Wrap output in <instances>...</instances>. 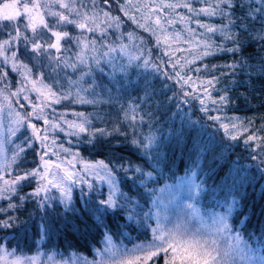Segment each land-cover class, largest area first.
Returning <instances> with one entry per match:
<instances>
[{
	"label": "trees",
	"instance_id": "obj_1",
	"mask_svg": "<svg viewBox=\"0 0 264 264\" xmlns=\"http://www.w3.org/2000/svg\"><path fill=\"white\" fill-rule=\"evenodd\" d=\"M10 0H7L9 2ZM186 0L182 3H185ZM192 7L199 10L205 5L200 0H187ZM245 8L250 4L253 8L264 7L261 0H242ZM91 14L92 0H81ZM137 3L135 0H108L104 4L103 0H95V5L99 15L102 12H110L113 17H120V28L114 27L107 30V35L103 38L117 51L108 52L107 47L101 46L100 32L86 33L89 38L95 36L98 38L97 49L95 53L89 52L88 56H96L100 60L99 65L93 60H89L91 75L85 76L81 81L80 87L89 88L92 82L97 85L95 97L88 93H82L87 99L95 98L99 103L81 104L74 103L70 100L61 101V103L52 102V98L45 100L38 96L36 91L28 81L24 80L20 72L11 71V65H3L8 71L7 87L0 83V88L6 93H12L18 88L25 87L27 91L22 92L20 97H13L17 105L23 104L20 110L23 114H29L35 120L34 123L46 125L49 134L56 137L52 143L53 155L57 163L64 167H69L71 161L75 165L71 171H75L79 177H82L85 183H78L77 188L72 189V200L65 206V203L58 199L52 198L44 209L36 207V199H30L23 204V207L16 210L8 209L6 213H0V219L5 215L18 216L20 220L26 221L25 228H8L0 229V241L8 251H22L30 253L37 248L47 252L66 254L68 252H77L90 256L94 250L99 248L104 240L105 231L112 235L113 240L128 241L125 234L132 235L134 241L145 240L152 228V214L154 212V195L157 190L164 184L175 182L178 178L186 177L190 172L199 185V190L195 204L198 211H218L224 213L226 207L235 199L239 202L240 208L233 212L230 223L233 230H239L244 239H249V233H255L259 237L264 233V166L258 168V160L250 158L252 147L246 149L240 141H230L223 135V131H217L218 123L208 119L209 116H220L224 123H230L227 118L238 117L245 123L252 121L253 130L264 125V75L260 73L264 65V42L256 39L257 34L264 30V24L260 19L248 20L245 17V11L241 8H235L231 19L235 21L233 32L237 35L242 44V52L234 57L230 53L218 54L215 57H207L203 60H196L195 63L187 64L186 61L193 60L199 49L196 47V41L201 39L200 33L204 29L199 28L196 20L201 23L220 25L228 23V20L219 16L207 17L200 15L194 16L186 8L178 7L179 20L174 21L172 25L164 28L167 40L161 37L160 43H157V27L152 21L142 18L144 13L139 17L130 11L131 4ZM121 5L124 11H121ZM125 11L128 15H125ZM129 16H137L136 20L145 24L146 27L153 29L156 33L154 36L151 31H145L136 23H133ZM142 16V17H141ZM181 17H192L191 20L185 21ZM101 28H106L103 23L104 17H99ZM194 28L195 34L189 33L188 29ZM247 29V30H245ZM70 31L79 34V31L69 26ZM127 33H133L137 38L129 41ZM3 33H0L2 36ZM123 36V39L117 37ZM178 37V38H177ZM219 39L218 36L214 37ZM143 40V49L151 50L152 62L160 66L161 71L156 72L152 68L145 69L142 65L137 68L135 65L139 61L132 60L131 67L129 61L131 57L140 55V40ZM127 45L131 52L120 51L119 45ZM23 50V49H21ZM77 48L73 45L71 50L66 53L75 62ZM147 55V52H145ZM244 58L247 60L246 66L241 70L238 69L235 75L225 76L221 82L216 85L220 89L219 94L223 95L225 88L228 89L227 95L231 102L222 106L221 110H210L207 114L199 111L198 103L193 102L187 105H180L179 111L174 106L179 102V83L175 79H165L163 72L173 74L174 71H180V65H184L182 75L191 76L193 80L197 77L204 79L208 73L203 70L204 64H227L233 59ZM25 63L32 67V62L25 56H21ZM176 69L170 70L168 62L176 63ZM122 67H128L127 74L121 72ZM196 68H201L196 72ZM103 69V71H101ZM39 69L33 68V73ZM227 71V69H222ZM46 79L45 83H53L48 78L49 69L44 68ZM89 71L88 67L80 66L76 71L71 68L60 71L61 83L68 88V82L65 78L71 77L77 80L81 72ZM114 76V79H113ZM145 77L154 87L156 95L153 100L160 104L159 109L152 104H140L138 115L144 116V122L139 121L133 126L124 118V111L130 112V106L140 103L139 98L144 96L142 90L145 83ZM167 85V87H164ZM59 90V86H57ZM151 90V89H150ZM73 95L76 88L72 87ZM177 94V99L173 103H161L166 97ZM27 95L29 100H24L23 96ZM217 96V92H213ZM43 108L42 117L49 120L45 124L43 118L36 119L33 113V106ZM210 109L214 106L209 105ZM172 116L173 112H177ZM73 113H84L92 119V127H105L112 131L119 128L126 135H113L109 137L110 145L101 148L99 145L93 146L87 143L89 135L81 133L73 134L75 131L68 127L65 121L79 122V117ZM185 113L187 115L185 116ZM151 114V115H148ZM195 122V123H193ZM52 123L59 124V128H52ZM63 128V131L60 129ZM23 134V135H22ZM264 134V133H261ZM155 136L157 143L152 150L145 154L143 149L134 147L131 141L134 138ZM24 136H31L27 127L20 129L16 137H12L11 143L5 144V151L0 165L10 162V158L17 144H21ZM67 149V151H64ZM39 150L36 141L32 148H27L23 154L25 168H32L39 164ZM59 157V159H57ZM104 160L109 167L114 168L119 189L126 196L138 202L135 211L139 214L136 219L142 222L138 225L135 221L127 220V212L123 209H108L106 213L95 211L98 202L107 198L110 186L104 180L99 179L90 170L85 169V165L94 164L96 161ZM123 166L119 168L117 166ZM139 167L141 172H135L134 169ZM15 168H5V178H10L8 173ZM127 168V171L123 169ZM151 173V177L148 176ZM89 184L92 188H89ZM37 186L33 181L30 185H25L21 194L31 193ZM117 199L123 203L122 197ZM13 201L18 202L16 197ZM9 201L0 199V208L7 209ZM87 205V206H86ZM72 209H75L73 211ZM150 213V218L144 219V214ZM31 214V217H30ZM100 216L107 225V229L96 225L94 217ZM30 217V218H29ZM247 218V219H245ZM51 225L47 235L41 233L40 224ZM127 225V227H125ZM147 236V237H146ZM15 250V251H14ZM163 257V258H162ZM165 254H159L147 262V264H165Z\"/></svg>",
	"mask_w": 264,
	"mask_h": 264
},
{
	"label": "snow or ice",
	"instance_id": "obj_2",
	"mask_svg": "<svg viewBox=\"0 0 264 264\" xmlns=\"http://www.w3.org/2000/svg\"><path fill=\"white\" fill-rule=\"evenodd\" d=\"M200 2L205 6L199 10L194 9L192 4L187 2V0L183 4L163 5L164 8H186L189 13H193L197 17L200 15L207 17L219 16L228 20V23H221L220 25L201 23L199 20H196L198 27L205 31L199 34L201 39L196 41V47L199 51L196 52L193 60L186 61L187 64L195 63L196 60H203L207 57H215L222 53H230L236 57L242 52V44L233 32L235 21L231 17L233 14L232 10L235 8L244 10L246 19L256 20L259 18L261 23L264 24V7L253 8L250 4L245 8L242 0H200ZM103 3L108 4V0H103ZM129 3H131V0H129ZM261 4H264V0H261ZM95 7V0H92L93 11L90 14L88 10H82L85 9V6L81 3V0H10V2L0 0V33H3L0 36V63L5 66L10 64L11 71L20 72L24 80L32 85V90L38 92L41 96H44L43 90H46L54 103L58 104L64 100L81 104L95 105L99 103L100 101H97L95 98L87 99L82 95V93H88L93 97L97 95L95 91L97 85L94 82L90 84L89 88L80 87V83L84 80V77L91 75L88 61L93 60L97 65L100 63V60L96 56H88L89 52L95 53L98 51V38L95 36L89 38L85 34L99 31L101 46L108 48V52H105L103 55L108 56L110 52L117 51V48L112 47L103 38L107 35L108 29L113 27L119 29L121 21L120 17H112L109 12L104 11L103 23L107 27L102 29L99 13L94 10ZM121 11H124L123 5H121ZM125 15H128L127 11H125ZM129 19L133 23H136L138 27L144 28L145 31H151L154 36L156 35L153 29L139 23L134 16H129ZM181 19L187 22L192 17H181ZM167 23L172 24L173 21L168 20ZM155 24L161 27V36L164 40H167L168 37L164 35L159 16H157ZM69 26L79 30V34L77 35L68 30ZM188 31L192 34L196 33L194 28H189ZM161 36L156 37L158 44L160 43ZM216 36L219 39H215L214 37ZM117 39H123V36L117 37ZM127 39L134 41L137 38L133 33H127ZM256 39L259 42H264V30L257 34ZM73 45L79 49L75 54V62H71L72 58L66 55ZM142 46L143 40L141 39L140 55L130 58L129 67H131V61L136 60L140 63H137L135 67L139 68L142 65L145 69L152 68L154 71L160 72V66L152 62L151 50H145ZM126 48L127 45L125 44L119 45V50L122 52ZM145 52H147V55H145ZM21 56L27 57L32 62V67L20 59ZM178 63L179 61L172 63L174 70ZM246 64L247 60L244 58L233 59L232 62L222 65L204 64L203 70L208 75L204 79L197 77L196 80H193L191 76L185 78V75H182L184 65H180L181 70L174 71L173 74L167 72H163L162 74L166 80L175 79L176 83L181 85V92L178 94L180 96L179 102L174 105L178 111L181 104H189L191 100H197L200 104L199 111L207 114L210 110H221L222 106L231 102L230 97L227 95L228 89L225 88L223 90L225 94L221 95L219 94L220 89H217L216 85L221 82L223 77L235 75L236 71L238 69L242 70ZM80 66L88 67L89 71L81 72L77 80H72L65 73V78L68 82V88L66 89L61 83L60 71L67 68L76 71ZM33 68L39 70L33 73ZM44 68L49 69L48 78L52 79L53 83H45L46 74L43 71ZM222 69H227V71H223ZM127 71L128 67L121 68V72L125 75ZM195 71L200 72L201 68H196ZM260 73L264 75V65H262ZM7 76L8 71L6 68L0 67V83H3L5 87H7ZM57 86H59V90H57ZM72 87L76 88L75 95H73ZM164 87H167V85H164ZM142 90L144 96L139 98L140 103L130 106L131 115H129V111L121 109L124 111V118L133 126L138 121L139 123L144 122V116L138 115L141 103L149 104L150 106L155 104L157 109L160 107V104L153 100V97L156 95L155 89L148 82L147 77H145ZM25 91L27 89L21 87L12 92L11 95L13 97H20L21 93ZM213 92H217V96L214 97ZM23 99L29 100V97L24 95ZM176 99L177 94L174 93L173 96L166 97L165 101L161 103L171 105ZM209 105L214 107L210 109ZM20 107L23 108L24 105L21 104ZM36 108L37 106L34 105L32 115L36 119L43 118L44 123L49 124V120L41 115L43 108L40 107L39 111H36ZM3 111V108H0V113H3ZM178 111L173 112L172 116H176ZM73 115L80 118L79 122L65 121V123L68 124L69 128L75 130L73 132L75 135L87 133L89 135L87 143L93 146L99 145L103 148L105 145H110L111 141L109 137L114 134L126 135L119 128L109 131L105 127H92V119L89 116H85L84 113H73ZM186 115L187 113H185ZM8 117L10 118V123L5 129L6 135L0 139V153L5 151V143H11V138L16 137L21 128L25 126L30 128L32 135L24 136L22 143L16 145L10 162L0 165V199L9 201L7 209L0 208V213H6L8 209L16 210L21 208L30 199H36V207L44 209L49 200L46 194L52 188L60 191L63 198L62 202L67 207L72 200L71 185L85 183L82 177L78 178V174L70 170L75 165L69 161V167L66 168L62 166V162L57 163L46 160L45 156L49 155V153L42 150L39 152V164L32 168L23 167V154L27 148L33 147L34 141L39 142L41 149L49 147L45 143L48 140L47 130H44V134H42V130L31 122L30 116L23 115L10 106ZM208 119L218 123L217 131L222 130L223 135L228 140L240 141L243 138L242 143L246 149L254 145L250 158L259 161L258 168L264 166V134H261L264 133V125L253 130L251 127L252 121L245 123L238 117L227 118L230 120V123H224L220 116H209ZM50 126L52 128L60 127L56 123H52ZM0 128H4L2 123H0ZM60 130L63 131V128ZM131 143L134 147L143 149L145 154H147V152L152 150L157 140L155 136L149 135L148 137L134 138ZM64 151H67V149H64ZM52 155H56V153L53 152ZM13 165H15V168L12 169V172L8 173L10 178H5L4 169L11 168ZM117 167L123 168L122 165ZM85 169L90 170L110 186L107 198L101 199L98 202L95 211L106 213L108 209H123L127 212V220L129 222L135 221L138 225L142 222L136 219L139 215L135 211L138 202L120 191L114 168L109 167V164L105 163L104 160H99L94 164L85 165ZM123 170L127 171L128 169L124 168ZM134 171L142 173L139 167H136ZM148 176L151 177V173H148ZM33 181L37 184L34 190L31 193L21 194L22 188L25 185L32 184ZM88 186L92 188L91 184ZM195 187L198 191L200 186L196 185ZM42 193L44 194L43 196ZM118 196L123 198V203L117 199ZM13 197H16L18 202L13 201ZM186 207L192 211L187 212L185 217L173 229L165 231L159 226L153 229L154 241H159L158 244L150 243L147 246L136 245L132 249H125L116 245L112 235L108 231H105L104 243L106 247L103 252L98 249L96 252L102 257L107 254V259L93 261L83 256L74 255L70 258V264H147L153 257L158 256L161 251L167 252L168 250H171V256L165 260V264H264V233L259 237L255 233H249V239L245 240L239 230H233V226L229 222L233 212L240 208L238 201L234 199L226 207L223 214H213L211 223H208L204 217L199 215V211L194 204H188ZM72 210L75 211V209ZM150 215V213L144 214V219L150 218ZM94 219L98 227L102 226L107 229V225L104 224L100 216H96ZM194 221L198 222V224H194ZM25 227L26 221L20 220L18 216L5 215L4 219H0V229H20ZM50 227L51 225L49 224L42 223L39 225L43 235L48 234ZM156 233L159 234L157 235ZM224 239L228 243L222 246L221 240ZM0 253H3V255H0V261L3 264H37L36 256H14L12 259H8L9 256H12V253L6 251L2 241H0ZM48 259L49 261H53V264H69L68 260L55 261L52 256H49Z\"/></svg>",
	"mask_w": 264,
	"mask_h": 264
},
{
	"label": "rangeland",
	"instance_id": "obj_3",
	"mask_svg": "<svg viewBox=\"0 0 264 264\" xmlns=\"http://www.w3.org/2000/svg\"><path fill=\"white\" fill-rule=\"evenodd\" d=\"M184 1L185 0H135V2H137V3L131 4L132 8H130V11L133 12L134 14H136L138 17H139V15L144 13L143 14L144 16L143 17L141 16V17L145 18L147 21L150 20L153 23H155L157 16H159L160 21H161V25H162L163 30H164V28L169 24V23H167V21L172 20L174 23V21L179 20V15H181V13L177 12L178 7L177 8H164L163 5H166V4H183L182 2H184ZM95 9H96V7H95ZM92 11H93V8H92ZM110 15H111V13H110ZM101 16L104 17L103 12H102V15H99V17H101ZM137 16H135V18H137ZM109 22H111V21H109ZM172 24H169V25H172ZM156 26L159 27L158 25H156ZM164 35H166L165 31H164ZM157 36H161V31H159L158 28H157ZM126 37H127V35H126ZM78 51H79V49L77 48V52ZM125 51L131 52V50H129V48L128 49L126 48ZM167 64H168V68L170 70H172L173 69L172 63L168 62ZM37 87H39V85H37ZM43 91H44V96H41L38 92H36V93L38 94V96L43 97L45 100L51 99V97L48 96L47 91L46 90H43ZM178 91H179V93L181 92V85L180 84H179ZM178 97H179L178 98V100H179L180 96H178ZM193 102H195V103L197 102L198 103L197 105L200 106L199 101H197V100H191L190 101V103H193ZM206 103H207V101H206ZM181 105H187V104H181ZM9 106L12 109H14L15 111H18L22 114L24 113L23 111L20 110L19 105H17L15 103L11 94L10 93L6 94L0 88V108H3V110H4L3 113H0V123H2L4 125V128H0V139H2L4 137V135H6L5 129L7 128V126L10 123V118L8 117ZM23 115H27V116L31 117V115H29L27 113L23 114ZM31 122L32 123L35 122V120L32 117H31ZM34 124H36L37 127L42 130V134H44V130H47L46 134L48 136V140L45 143L47 145H49V147L46 149H41L39 147V142L36 141L38 144L39 152L42 150L47 151L49 153V155L45 156V159L55 161L54 159H52L53 151H52L51 145L53 142H55L56 137L55 136L52 137L49 134V130H48L47 126L40 124L39 120H38V122H36ZM27 129H28L29 133L32 135V130L30 128H27ZM4 148H5V145H4ZM3 154H4V152L0 153V161L3 158ZM78 178H79V176H78ZM196 185L197 184H196V180L193 176V172H190L188 175H186V177L178 178L173 183L164 184L162 187H160V189L157 190L156 194L153 197L154 198V200H153L154 212L152 214V218H153L152 219V222H153L152 225L153 226L150 229L149 236L148 237L146 236L147 238L145 240L134 241V238L132 235L126 234V236L128 237L127 242H124L123 240H113L114 243L120 247L125 248V249H132L136 245L147 246L150 243H157L158 244L159 241H154L153 229H156L158 226L165 231L173 229L175 227V225L185 217V214L187 212L192 211L191 209H188L186 207L188 204H194L196 209L198 208L195 204V200L198 197L197 196L198 191L195 187ZM71 187H72V189H74V188H77L78 186H77V184H72ZM43 195L44 194L42 193V196ZM46 195L49 197L48 202L52 198L58 199L59 201H63V198L61 197L60 191L55 189V188H52L50 191H48ZM213 214H223V213L218 212V211H207V212L201 213L199 211V215L201 217H204L208 223H211V218H212ZM194 224H198V222L194 221ZM190 227H191V225H190ZM156 234L158 235L159 233H156ZM227 243H228V241L226 239L221 240L222 246H225ZM105 247H106V245H105L104 240H103L101 246L97 249L100 250L101 252H103ZM96 250H94L90 256H87V255H84L81 253H77V252H68L66 254L55 253L53 251L47 252V251L42 250L41 248H37L35 251L30 252V253H26V252H22V251L13 252L12 250L11 251L6 250V251L8 253H12V256H9L8 259H12L14 256H21V257L36 256L37 257V264H53V261H49V259H48L49 256H52L55 261L68 260L69 264H70V258L73 257L74 255L75 256H83V257H86L88 260H93V261H99L101 259H107V254H105L102 257L101 255H99L96 252ZM161 253L166 255L165 260L170 258V256H171V250H168L167 252L161 251L160 254ZM0 255H3V253H0ZM0 264H3V262L0 261Z\"/></svg>",
	"mask_w": 264,
	"mask_h": 264
}]
</instances>
